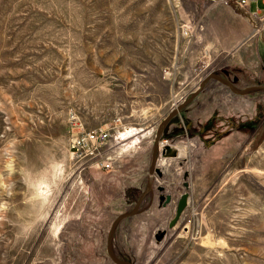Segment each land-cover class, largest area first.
<instances>
[{
	"label": "rangeland",
	"instance_id": "1",
	"mask_svg": "<svg viewBox=\"0 0 264 264\" xmlns=\"http://www.w3.org/2000/svg\"><path fill=\"white\" fill-rule=\"evenodd\" d=\"M228 2L0 0V264H113L106 232L145 188L171 108L208 72L235 89L264 85V30L251 36V22L236 45H217ZM79 126L135 134L109 171L76 173L68 137ZM160 141L174 155L158 148L160 175L115 225L111 253L128 264H264V90L236 94L209 78ZM183 171L187 204L167 228Z\"/></svg>",
	"mask_w": 264,
	"mask_h": 264
},
{
	"label": "built area",
	"instance_id": "2",
	"mask_svg": "<svg viewBox=\"0 0 264 264\" xmlns=\"http://www.w3.org/2000/svg\"><path fill=\"white\" fill-rule=\"evenodd\" d=\"M230 1L242 7L251 0ZM258 1L263 8L260 9L256 5L250 13L248 12L256 28L251 36L258 35L264 30V0ZM123 132H119L115 127L94 126L93 129L84 130L79 126V131L69 133L68 151L73 161V171L79 173L90 168L96 171H109L113 159L128 146H123L125 144L124 139L122 140ZM161 146L162 141L160 144L158 142L157 151Z\"/></svg>",
	"mask_w": 264,
	"mask_h": 264
},
{
	"label": "water",
	"instance_id": "3",
	"mask_svg": "<svg viewBox=\"0 0 264 264\" xmlns=\"http://www.w3.org/2000/svg\"><path fill=\"white\" fill-rule=\"evenodd\" d=\"M209 78L216 80L220 83H223L228 88L229 91H231L232 93H236V94H242V93L249 91V90H256V89L264 90L263 84L250 85V86H247L243 89H235L229 83V81L227 79L220 77V76H217L211 72H208L202 77V79L198 83L197 87L185 99H183L181 101V103H179L175 107L171 108V110L167 113V115L162 119L160 126L158 127V129L154 135V138H153V141H152V144L150 147V155H149V163H148L147 174H146L145 188L138 195V197L134 201V204L132 205V207L129 211L119 213L111 220L109 227H108V230L106 232L105 241H104L105 253H106L107 257L109 258V260L113 264H128L126 261H122V260L118 259L113 253H111V251H110L111 237H112L115 225L118 223V221H120L121 219H123L125 217H130L133 214H135V212L137 211V208L139 206V203L141 202V200L145 197V195L148 193V191L151 188V184L153 181V175L154 174L157 176L160 175V171L156 167V164H157L156 159H157V153H158L157 152V143H158V138L161 135L162 129L165 126V123L168 121V119L171 117V115H173L177 110H179L182 106H184L189 100H191L198 93V91L201 88V86L203 85V83ZM160 154L162 156L174 155V151L170 150V148L168 146H163L160 149ZM185 174L186 173L183 174V177L185 176ZM183 187H188V184L184 182ZM159 189H161V187H159ZM167 198H168V196H166V199ZM187 198H188V193L186 191L181 192L179 194V196L176 200L175 206L173 208L172 217L167 222V228H171L177 222L181 212L183 211V209L186 206Z\"/></svg>",
	"mask_w": 264,
	"mask_h": 264
},
{
	"label": "crops",
	"instance_id": "4",
	"mask_svg": "<svg viewBox=\"0 0 264 264\" xmlns=\"http://www.w3.org/2000/svg\"><path fill=\"white\" fill-rule=\"evenodd\" d=\"M251 3H253V8L258 4L260 5V2L258 0L255 1L251 0L248 1L244 6L239 7L236 4H234L232 1H230L228 2L226 7H221L222 12L226 14V16H228L224 19L222 18L217 19L220 28L222 29V32L217 33L219 37L216 40V42L217 45H219L222 50L230 49L232 46L236 45L238 41L244 39L249 35L250 30L254 25L252 24L253 23L252 19L248 16V12L250 13L253 10L250 9ZM262 35L263 32L260 34V37H262ZM256 41L257 39L253 41L255 51L257 49ZM257 58L260 61L261 67L264 69V51L259 56L257 55ZM240 64L241 66L244 67L242 62H239V65ZM246 69L252 71L250 68H246ZM188 120L191 121L192 119L190 118ZM191 128L193 127H190L189 130H191Z\"/></svg>",
	"mask_w": 264,
	"mask_h": 264
},
{
	"label": "flooded vegetation",
	"instance_id": "5",
	"mask_svg": "<svg viewBox=\"0 0 264 264\" xmlns=\"http://www.w3.org/2000/svg\"><path fill=\"white\" fill-rule=\"evenodd\" d=\"M148 163H149V160H148ZM147 168H148V166H147ZM147 173V172H146ZM184 173H186L185 174V176L183 177V174ZM186 179H187V172L186 171H183L182 172V174H181V180H180V186L182 187V189H183V191L182 192H184V191H186V189H187V187H183V183L185 182V183H187L186 182ZM146 183V182H145ZM159 187L160 186H156V191H157V201H158V203H160V206H165L166 204H168V202H170V194L168 193V192H166V193H163V194H161L162 193V187H161V189H159ZM130 191V190H129ZM133 193V192H132ZM181 193V192H180ZM179 193V194H180ZM139 195V194H138ZM138 195L136 196V198L138 197ZM149 195H151V188H150V190L148 191V193L145 195V197L144 198H146V197H149ZM166 196H168V198L166 199ZM179 196V195H178ZM178 196L176 197V199L174 200V202H173V208H174V206H175V203H176V200H177V198H178ZM136 198H135V200H136ZM144 198L142 199V200H144ZM134 200V201H135ZM142 200H141V202H142ZM141 202L139 203V206H138V208H137V210L140 208V204H141ZM133 204H134V202H133ZM132 204V205H133ZM187 204V203H186ZM132 207V206H131ZM130 210V209H129ZM137 212V211H136ZM135 212V213H136ZM172 214H173V211H172ZM134 215V214H133ZM171 217H172V215H171ZM166 226H167V223H166ZM165 233H164V231H161L160 232V235H159V237H162L163 235H164Z\"/></svg>",
	"mask_w": 264,
	"mask_h": 264
},
{
	"label": "bare ground",
	"instance_id": "6",
	"mask_svg": "<svg viewBox=\"0 0 264 264\" xmlns=\"http://www.w3.org/2000/svg\"><path fill=\"white\" fill-rule=\"evenodd\" d=\"M133 129V128H132ZM132 129H130V130H128V131H126L125 133H123V135H125V137L123 138V139H127V138H129V137H131V136H133V134H135V133H132L131 131H132ZM139 130V129H138ZM136 132V131H135ZM137 133V132H136ZM135 137V136H134ZM134 139V138H133ZM136 139V138H135ZM136 141V140H135ZM164 143V142H163Z\"/></svg>",
	"mask_w": 264,
	"mask_h": 264
}]
</instances>
